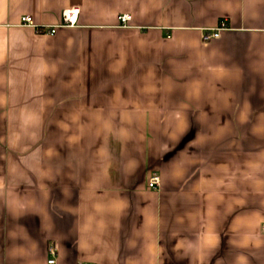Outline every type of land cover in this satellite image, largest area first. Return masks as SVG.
<instances>
[{"label":"crops","instance_id":"1","mask_svg":"<svg viewBox=\"0 0 264 264\" xmlns=\"http://www.w3.org/2000/svg\"><path fill=\"white\" fill-rule=\"evenodd\" d=\"M263 224L264 0H0V264H264Z\"/></svg>","mask_w":264,"mask_h":264},{"label":"built area","instance_id":"2","mask_svg":"<svg viewBox=\"0 0 264 264\" xmlns=\"http://www.w3.org/2000/svg\"><path fill=\"white\" fill-rule=\"evenodd\" d=\"M79 18V10L77 9H69L65 10L62 13V19L61 23L56 26H46V27H39L34 23V20L31 16H23L21 18V26L22 27H28L33 28L38 34L47 35V36H53L56 34L57 30L62 27H75L78 23ZM130 18L128 15H123L119 18V21L122 24H127L129 22ZM226 24L221 23L217 28L206 30L203 35L202 39L203 42H211L213 40L219 39L221 36V32L225 30ZM160 185V178L158 175H153L150 177L148 181V187L152 190H157ZM262 229L264 230V224L262 226ZM51 254H55V250L51 249ZM54 260H49V264H54Z\"/></svg>","mask_w":264,"mask_h":264}]
</instances>
